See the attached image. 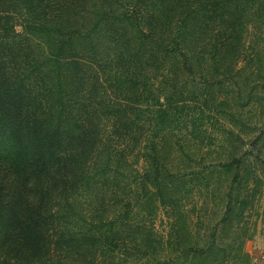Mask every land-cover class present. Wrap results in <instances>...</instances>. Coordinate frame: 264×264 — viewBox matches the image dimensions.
I'll return each instance as SVG.
<instances>
[{
	"label": "trees",
	"instance_id": "obj_1",
	"mask_svg": "<svg viewBox=\"0 0 264 264\" xmlns=\"http://www.w3.org/2000/svg\"><path fill=\"white\" fill-rule=\"evenodd\" d=\"M88 1L0 0V264L112 263L145 208L138 193L158 184L165 116L182 107L160 104L153 81L192 70L189 52L213 39L204 24L237 26L233 0H102L111 10L93 19ZM145 10L159 16L142 29ZM143 136L151 170L126 176L140 187L132 203L113 163L128 165Z\"/></svg>",
	"mask_w": 264,
	"mask_h": 264
},
{
	"label": "rangeland",
	"instance_id": "obj_2",
	"mask_svg": "<svg viewBox=\"0 0 264 264\" xmlns=\"http://www.w3.org/2000/svg\"><path fill=\"white\" fill-rule=\"evenodd\" d=\"M235 1L236 31L222 23L216 32V21H203L213 39L202 52L201 45L189 52L192 70L172 69L153 81L160 104L165 105L166 95L181 99L182 104L176 103L178 108L171 107L165 116L174 121L165 124L170 130L164 131V144L158 146V184L149 185L147 193L134 179L125 180L136 170H151L150 160L143 157L150 140L146 133L126 155L128 165L113 163V171L119 166L123 172L118 195L134 203L139 194L145 198V208L134 216L137 226L124 228L126 242L122 250L111 253V264H261L264 260V0H233L229 9ZM85 6L92 19V8L111 10L102 0H89ZM144 12L148 17L141 27L147 29L146 20L159 15ZM15 28L21 32L18 24ZM35 37L27 35L34 42L40 40ZM222 39L225 44L217 55L211 45ZM120 94L133 97L127 90ZM154 114L147 111L145 119ZM148 120L145 131L151 134L156 123Z\"/></svg>",
	"mask_w": 264,
	"mask_h": 264
},
{
	"label": "crops",
	"instance_id": "obj_3",
	"mask_svg": "<svg viewBox=\"0 0 264 264\" xmlns=\"http://www.w3.org/2000/svg\"><path fill=\"white\" fill-rule=\"evenodd\" d=\"M261 264H264V260H263V262Z\"/></svg>",
	"mask_w": 264,
	"mask_h": 264
}]
</instances>
